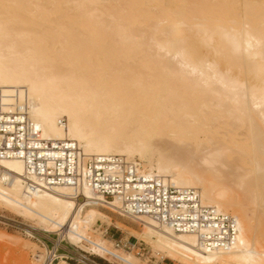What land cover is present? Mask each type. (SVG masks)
I'll use <instances>...</instances> for the list:
<instances>
[{"label": "bare ground", "instance_id": "bare-ground-1", "mask_svg": "<svg viewBox=\"0 0 264 264\" xmlns=\"http://www.w3.org/2000/svg\"><path fill=\"white\" fill-rule=\"evenodd\" d=\"M0 90L44 139L139 156L204 205L235 210L229 250L134 219L171 259L264 264V0H0ZM26 172L23 160L0 159V201L50 217L61 239L87 230L98 215L87 208L120 206L88 186L85 201L69 187L31 191Z\"/></svg>", "mask_w": 264, "mask_h": 264}, {"label": "built area", "instance_id": "built-area-1", "mask_svg": "<svg viewBox=\"0 0 264 264\" xmlns=\"http://www.w3.org/2000/svg\"><path fill=\"white\" fill-rule=\"evenodd\" d=\"M0 159L24 161L31 191L69 187L78 201H85L80 190L88 186L102 198L103 205L119 202L115 213L121 217L134 221L146 216L176 233H195L200 243L210 249L229 250L237 241V218L204 205L197 189H178L163 176L150 173L123 156H86L75 141L44 139L25 106L14 105L7 110L1 90ZM108 231L109 227L104 236ZM30 237L45 248L49 264L61 260L70 264H120L87 252L66 238L61 239L58 233L40 230L33 231ZM48 241L53 242L52 247ZM120 246L130 249L131 245L117 243ZM156 256L165 259L160 252Z\"/></svg>", "mask_w": 264, "mask_h": 264}, {"label": "rangeland", "instance_id": "rangeland-1", "mask_svg": "<svg viewBox=\"0 0 264 264\" xmlns=\"http://www.w3.org/2000/svg\"><path fill=\"white\" fill-rule=\"evenodd\" d=\"M129 158H133V161L136 160L135 162L143 169L149 170V163L141 160L139 156ZM153 160L156 163V159L153 158ZM238 194L240 197L243 196L241 193ZM92 210L97 211L98 215L93 217V221L88 224L86 231H89L80 230L77 236L67 239L73 240L74 243H77L75 245L81 249L105 257L111 263L182 264L179 260L171 259L165 252L156 247L155 240L146 234V229L140 222L121 217L114 211L101 206L87 208L85 215ZM226 213L236 215L235 210L232 209ZM42 219L48 220V222L41 221L38 217L16 213L0 201V264H41L45 248L37 240L32 239L29 232L34 228L37 229L35 230L37 232L40 231L38 229H47L52 233H58L54 232L55 229L48 225L52 221L50 217L43 216ZM108 227V234L104 236V231ZM120 242L129 243L130 249L122 246L117 247V243ZM144 248L146 249L143 251ZM156 252H160L165 259L157 257ZM63 262L66 261H60L59 264H64Z\"/></svg>", "mask_w": 264, "mask_h": 264}, {"label": "crops", "instance_id": "crops-1", "mask_svg": "<svg viewBox=\"0 0 264 264\" xmlns=\"http://www.w3.org/2000/svg\"><path fill=\"white\" fill-rule=\"evenodd\" d=\"M49 242V246L52 247L53 246V242L52 241H48ZM61 251L63 252L64 249L62 248Z\"/></svg>", "mask_w": 264, "mask_h": 264}]
</instances>
